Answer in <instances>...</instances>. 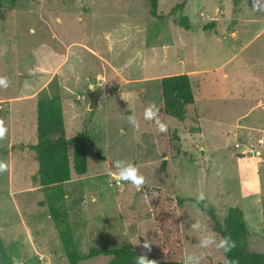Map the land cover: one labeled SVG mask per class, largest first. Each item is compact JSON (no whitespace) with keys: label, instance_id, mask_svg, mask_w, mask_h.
Segmentation results:
<instances>
[{"label":"rangeland","instance_id":"obj_1","mask_svg":"<svg viewBox=\"0 0 264 264\" xmlns=\"http://www.w3.org/2000/svg\"><path fill=\"white\" fill-rule=\"evenodd\" d=\"M181 1L158 0V17L148 0L3 3L0 76L10 83L0 87L7 128L0 161L8 164L0 173V237L13 260L68 263L45 188L35 180L34 152L25 148L36 141V100L54 95L66 136L84 131L88 138L87 171H71L58 205L78 249L123 246L134 237L135 217L147 223L141 191L113 178L107 161L117 159L131 161L146 182L189 198L179 208L185 253L199 255L201 264L224 262L222 250L199 247L205 230L221 237L196 203L201 191L219 220L230 206L241 208L247 249H264V11H253L252 0H239L236 11L233 0H185L184 29L175 20ZM177 73L189 75L194 104L181 121L167 116L179 139L164 173L143 113L158 100V79ZM99 87V104L89 109L88 91ZM133 114L138 129L127 122Z\"/></svg>","mask_w":264,"mask_h":264},{"label":"trees","instance_id":"obj_2","mask_svg":"<svg viewBox=\"0 0 264 264\" xmlns=\"http://www.w3.org/2000/svg\"><path fill=\"white\" fill-rule=\"evenodd\" d=\"M150 14L157 16L158 0H148ZM4 2L13 6L16 0H0V9ZM239 0H233L237 10ZM185 0L175 5L179 11L176 23L184 29L190 28L189 18L181 14ZM213 25V24H211ZM159 97L155 105L159 108V118L167 126L166 132H160L153 121H149L153 145L160 157L159 169L166 172L167 162L172 157V142L179 139L176 130L167 123V116L178 120L191 114L194 104L192 82L187 73L161 76L158 79ZM36 141L25 148L34 152L37 162L35 180L45 188V200L49 213L59 231L61 246L68 259L67 264H80L94 257H108L102 264H136V256L141 253L153 259L157 264H183L185 256L184 231L180 220V206L189 198L169 193L159 185L148 182L141 188L143 208L147 215L145 226L139 217L131 222L135 227L132 241L118 247L90 246L81 251L75 245L73 234L65 212L59 211V201L65 196L62 184L71 178V171L84 174L87 171V142L84 131L67 137L64 128L61 99L58 95L36 100ZM108 167L115 170L113 161H107ZM198 206L207 212L214 222V229L220 236L231 235L237 242L236 248L228 253V259L237 264H264V249L261 252L247 249L245 238L248 228L244 212L238 206H230L226 215L219 220L213 207L204 201ZM264 238V229H263ZM145 240L150 250L144 248ZM11 249L0 237V264H13ZM224 261H225V254ZM224 264V262H223Z\"/></svg>","mask_w":264,"mask_h":264},{"label":"clouds","instance_id":"obj_3","mask_svg":"<svg viewBox=\"0 0 264 264\" xmlns=\"http://www.w3.org/2000/svg\"><path fill=\"white\" fill-rule=\"evenodd\" d=\"M252 10L253 11H264V0H252ZM10 81L6 76H0V87L7 88ZM143 118L148 121H153L155 126L160 132H166L167 126L159 118V108L154 104H149L145 107ZM127 122L133 127L138 129L140 124L136 115H130L127 117ZM123 134V129L120 130ZM7 128L5 126V121L0 119V141H3L6 138ZM113 167L116 170L113 173V178L122 182L131 183L137 191L146 183V178L143 174L140 173L139 169L127 159H117L113 162ZM8 164L3 161H0V173L7 171ZM95 200V197H92ZM206 196L203 191L199 192L196 196V203L199 205L205 201ZM195 207V205H194ZM191 228L194 231H201L202 225L199 222H193ZM144 248L150 250V245L147 240H145ZM215 247L217 250H222L225 254L224 264H237L235 259H228V253L232 252L237 246V242L232 238V236L224 235L217 239L213 234H208L205 230V234L201 235L199 239L200 248H209ZM136 264H157L153 259L147 258L146 254L141 253L136 256ZM13 264H23L22 260H14ZM183 264H201V257L193 253H186L183 258Z\"/></svg>","mask_w":264,"mask_h":264},{"label":"water","instance_id":"obj_4","mask_svg":"<svg viewBox=\"0 0 264 264\" xmlns=\"http://www.w3.org/2000/svg\"><path fill=\"white\" fill-rule=\"evenodd\" d=\"M104 91L103 87L96 88L94 90L88 91V97H89V109H95L98 106L99 96ZM255 154V153H254ZM241 156L251 155V153H241Z\"/></svg>","mask_w":264,"mask_h":264},{"label":"crops","instance_id":"obj_5","mask_svg":"<svg viewBox=\"0 0 264 264\" xmlns=\"http://www.w3.org/2000/svg\"><path fill=\"white\" fill-rule=\"evenodd\" d=\"M98 104H99V101H98ZM250 147V145H248V147L247 148H249ZM254 153L256 154V152L254 151Z\"/></svg>","mask_w":264,"mask_h":264},{"label":"built area","instance_id":"obj_6","mask_svg":"<svg viewBox=\"0 0 264 264\" xmlns=\"http://www.w3.org/2000/svg\"><path fill=\"white\" fill-rule=\"evenodd\" d=\"M236 145H238V143H236Z\"/></svg>","mask_w":264,"mask_h":264}]
</instances>
